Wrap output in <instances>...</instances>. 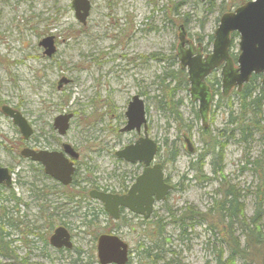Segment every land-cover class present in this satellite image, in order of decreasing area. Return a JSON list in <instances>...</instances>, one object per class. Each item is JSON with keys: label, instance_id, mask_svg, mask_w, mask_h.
Here are the masks:
<instances>
[{"label": "rangeland", "instance_id": "1", "mask_svg": "<svg viewBox=\"0 0 264 264\" xmlns=\"http://www.w3.org/2000/svg\"><path fill=\"white\" fill-rule=\"evenodd\" d=\"M89 1L91 10L86 25L82 27L74 17L71 0H0V105H19L29 119L42 114V109L47 106L43 118L38 117L41 120L36 125L41 127L62 108L60 104L69 94L66 107L77 109L82 116L76 112L77 117L66 140L81 147L84 151L81 158L87 167L96 165L99 169L97 173H110L113 166L121 171L125 166L116 163L107 153V148H99H105L103 145L111 136L115 138L109 125L114 128L120 125L126 101L132 95H138L145 104L147 134L158 144L156 160L164 161V176L174 188L163 202H156L146 226L140 220H134L119 233L130 246V263L137 264L141 258L140 251L151 242L148 237L151 230L156 233L153 224L159 217L163 219V238L167 245L164 250L153 251V254L162 257L156 264H167L169 260L171 264H216L213 248L219 244L208 232V226L213 221L192 213L204 212L217 197L215 189L220 186V178L218 182H207L203 175L196 172L197 165L194 168L190 164L197 162L198 154L205 148L200 134L201 120L193 118L197 102L189 99V90L177 92L176 97L182 100L178 109L181 122H178L164 107L159 108L158 101L153 97L161 91L159 78L166 71L178 67L177 57L173 60L170 55L176 54L180 24L184 25L186 38L193 43H201L204 53H207L212 47L209 37L213 36L222 12L233 11L248 0H241L233 8L230 7L233 2L240 0ZM48 32L55 34L58 40L57 53L51 59L40 58L41 52L35 49L37 39L40 34ZM237 42L238 37L230 42L229 54L234 58L238 55ZM150 53L161 56L160 62L147 58ZM89 56L91 61L102 58L107 62L105 65H98L97 61L90 63L87 60ZM132 57L136 59L135 68L127 66V59ZM76 64L83 68L76 70ZM111 69L115 78L106 76ZM64 75L73 78L74 84L58 91L55 82ZM215 77L220 78L219 71H214L209 81ZM167 83H170L169 79ZM215 87L221 92L220 85ZM105 97L110 108L108 112L103 103H98ZM217 97H213L208 115V127L213 131L222 128L227 121L228 110L223 105H216ZM88 112L91 114L88 115ZM0 130L13 137V128L1 113ZM185 135L194 147V154L186 152L183 143ZM133 136V132L120 133L121 144L112 145L118 149V146L131 141ZM89 145L96 147L94 152H87L84 146ZM259 145L258 136L254 135V140L247 146L240 141H229L222 149L223 170L219 176L225 177V182L234 185L245 196L246 215L252 210L251 199L244 191L251 177L247 172H240V166L245 152L254 156L259 151ZM173 153L176 156L171 163L167 159ZM208 160L207 156L202 171L205 177L210 175ZM99 208L96 205V210ZM183 213L193 216L182 222L184 227L181 228L178 217ZM80 216L73 220L75 225H78ZM173 220L178 222L173 223ZM103 229L101 226L92 229V236L89 232L85 241L73 240L74 248L84 251L79 263L73 251L62 253L59 259L51 255L53 258L49 261L41 257L31 261L42 264H87L91 261L89 264H97L91 237L100 234ZM182 231L186 232L182 234ZM237 264L240 262L237 261Z\"/></svg>", "mask_w": 264, "mask_h": 264}, {"label": "flooded vegetation", "instance_id": "2", "mask_svg": "<svg viewBox=\"0 0 264 264\" xmlns=\"http://www.w3.org/2000/svg\"><path fill=\"white\" fill-rule=\"evenodd\" d=\"M87 17L86 22L83 25L77 20L82 27L86 25L88 19ZM49 36H52L54 40V53L52 56H55L57 53L56 49L58 40H56L55 34L49 32L44 35L40 34L35 47L37 51L41 52L39 54L40 58H52V56L47 57L45 55L43 52L44 48L40 45L41 39ZM183 46L184 48L189 47L187 42L184 43ZM201 51L202 56L206 54L203 52V46ZM135 57L138 59L137 56ZM230 57L233 65H235L236 57H232L231 54ZM132 59H127V66L129 65L130 67L133 66V68H135L136 59L134 57H132ZM87 60L90 61V63H95L97 61L98 65H105L107 62L102 60V58H95L96 61H91L90 56ZM74 67L76 70L83 68L80 64H76ZM112 71V69L108 71L106 76L111 75L115 78V76L112 75ZM215 71H219L220 76V68ZM61 78H66L68 81L58 87L57 82ZM207 79H209V76L205 79V82L211 91L209 82L206 81ZM55 83L56 90L58 91L64 90L65 87H69L74 84L73 78L66 75L58 78ZM69 96V94L66 95L65 100L62 104H60L62 105V108L55 113L50 121H46L41 127H38L36 124L41 120L38 119V117L43 118V114L47 113V106H44L42 109V114L35 116L33 119H29V117L21 111V107L19 105L13 104L10 106L5 103L0 105L1 115L9 120L11 127L13 128V137L6 136L5 133L7 132L0 130V168H5L9 176L8 178L4 177L0 181V244H3L5 247H3L0 251V264H42L32 262L31 260L41 257L44 261H49V259L53 258L51 255L59 259L62 257V253L72 251L75 252L76 262L79 263L84 257V251L74 248V239L78 238V241H85L86 236H89L92 229L100 226L102 229L104 228L103 232H100V234L96 233L93 237H91V244L95 248L96 254V243L100 235H117L123 242H126L119 235V233H122V229L127 226L129 222L134 220H140L142 225L146 226V223L154 213V205L158 201L152 204V212L148 217H146V219L142 215L133 213L121 206L117 208V218H112L110 214L104 210L103 203L90 196V194L95 191H102L108 194L123 196V194L128 192L130 189L129 187L136 181L137 176H139L145 169V166L142 163H130L125 161L123 158L116 156V152L127 145L132 144L143 135L142 126L139 132L135 129L131 131L122 130V128L126 126L127 120L125 111L132 96L134 95L126 101V107L123 112L124 117L121 118L119 123L120 125L115 128L112 127V125H109V128H111L112 134L115 135V138L111 136L108 141H105L103 145L105 148H99V150L107 148V153L109 152L110 155H112L114 161L125 166L122 171L118 169L117 166H113V170L110 173H97L99 169L96 165H90V167H87L84 160L81 158V152H84L81 147L66 140L67 136L71 132V125L75 121L77 117L76 112L78 111L77 109L75 110L66 107L68 106L66 101L69 99ZM212 102L213 99L210 106ZM98 103H103L107 112L110 110L107 103V97H105L104 100L99 99ZM91 106H94V104ZM3 107H8L11 111H17L21 117L25 118L29 128L28 134L21 132L20 128H18L14 123L13 118H10L9 115L3 112ZM78 112L79 115H81L80 111ZM66 114H70L71 117L67 122L68 127L65 132L61 134L59 129L56 126L54 127L53 123L57 115ZM90 114L91 113L88 112V115ZM110 114V116L114 117V114ZM131 132H133L134 135L133 139L124 145L118 146V149H115L113 145L121 144L122 142L119 137L120 133ZM183 143L186 146L187 152V145L186 142H184V137ZM65 145H69L72 151L76 153L77 156L75 158L70 155V149H66L64 147ZM84 147L87 149L88 153L94 152L96 149V147L92 145ZM46 152H54L62 155V157H59L61 160L58 159L60 163L57 164V168L55 169L57 172L55 176L58 178L48 172L44 162L41 161L42 159L37 158L38 156L43 157L42 155ZM191 154H194L193 145ZM156 156L157 155L155 154L153 164L158 163L162 165V176L164 182L171 186V189H169L165 195L166 199L174 186L170 184L168 177L164 176L165 165L163 164V160H156ZM85 158L87 160H93L90 156ZM61 163L71 164L73 171L68 175V177L65 176L67 169ZM96 205H99L100 207L98 210H96ZM78 215H81V219L78 225H75L73 220ZM111 223H113V225ZM60 227H63L67 232L71 247L62 245L60 248H57L51 245L50 237L54 231ZM3 252L7 254V257L2 255ZM129 252L130 246L128 244V256L125 264H128L130 261ZM1 260H4V262H1Z\"/></svg>", "mask_w": 264, "mask_h": 264}, {"label": "water", "instance_id": "3", "mask_svg": "<svg viewBox=\"0 0 264 264\" xmlns=\"http://www.w3.org/2000/svg\"><path fill=\"white\" fill-rule=\"evenodd\" d=\"M71 7L74 9V16L83 25L91 9L89 0H71ZM218 26L213 31L212 48L210 52L202 56V46L197 43L196 47L192 42L186 40L183 24L178 27V43L175 56L178 59L179 67L186 70L188 80L189 98L197 101L198 115L201 125L206 128L208 123L209 106L212 101L211 91L205 79L215 70L220 68L222 95L226 96L230 90L241 89L247 83L252 74L261 75V85L264 87V0H248L230 12L222 13L218 20ZM236 32L238 35V55L236 63L233 65L229 54L230 35ZM53 37H43L40 45L47 57L54 53ZM187 42L188 48H184ZM68 79L58 80V87L66 83ZM3 112L13 118L14 123L21 132L28 134L29 128L24 117L17 111H11L8 107H3ZM126 126L123 131L135 129L140 131L143 128L142 136L127 145L118 152L116 156L123 158L127 162H139L145 166L144 171L137 176L136 181L131 185L126 194L118 196L106 192H92L91 197L103 203L104 210L112 218H117L119 206L127 210L142 215L145 219L152 212V204L156 201H163L171 186L164 182L162 176V165L154 163L158 144L149 138L147 134L145 104L141 98L134 95L125 111ZM70 114L57 115L54 120V127L62 134L65 132ZM187 145V153L191 154L192 144L188 137L184 136ZM70 149V155L76 157L69 145L64 146ZM42 159L48 172L55 176L57 172L58 159L62 157L59 153L46 152ZM36 157V156H35ZM33 157V158H35ZM61 160V159H60ZM62 162V161H61ZM67 171L65 176L73 171L71 164L61 163ZM59 174V173H58ZM4 177H9L7 170L0 168V181ZM56 177V176H55ZM58 178V177H56ZM67 179V178H66ZM69 181V180H68ZM51 245L60 248L62 245L71 247L68 234L63 227L54 231L50 237ZM96 256L98 264H125L127 260V242H123L117 235L103 234L97 239Z\"/></svg>", "mask_w": 264, "mask_h": 264}, {"label": "trees", "instance_id": "4", "mask_svg": "<svg viewBox=\"0 0 264 264\" xmlns=\"http://www.w3.org/2000/svg\"><path fill=\"white\" fill-rule=\"evenodd\" d=\"M241 2V0L237 3L233 2L230 7L233 8ZM223 10H227V8ZM235 37H237L236 32L231 34V41ZM209 38L212 41L213 36ZM198 41L200 40L198 39ZM146 57L159 62L162 59L161 56L154 53H150ZM170 57L173 60L176 58L174 55H170ZM159 79V90L161 91L153 98L158 101L159 108L164 107L176 121L181 122L178 109L182 105V100L178 99L176 94L179 90H189L185 70L178 66L175 70L166 71ZM166 79H169L170 83L165 84ZM172 81L174 84L171 85ZM206 81L211 87L212 98L215 95L218 96L216 105H223L228 110L227 121L222 128H217L215 131L210 130L208 126L206 128L200 126V134L205 148L203 147L204 150L198 154L197 162H190V164L194 168L197 165L196 172L203 175L207 182H218L220 178V186L215 189V195L218 198H213L204 212L192 211V213L207 220L211 218L213 221L208 226V232L219 244L218 247L213 248L216 264H237V261L240 264H264V87L261 85V75L252 74L241 89H232L226 96H223L222 92H218L215 87L218 88L220 85V78L215 77L212 81L209 79ZM198 117V111L195 110L193 118L198 119ZM254 135H257L259 139V151L254 156L245 152L244 162L240 166V172H247L251 177L244 191L251 199L252 210L249 215H246V204L243 199L245 196L241 195L234 185L225 182V177H220L219 174L223 170L222 149L224 145L229 141H240L247 146L254 140ZM175 156L176 153H173L167 161L170 160L172 163ZM207 156L209 157L210 175L205 177L202 171ZM192 216L183 213L178 217L181 228L184 227L182 222ZM162 220L157 217L154 222L153 228L156 233L151 230L148 237L151 242L140 251L141 258L137 264H156L159 259L161 260L162 257L153 254V251L164 250L167 245L163 238ZM178 221L173 220L172 222ZM3 247L4 245L0 244V251ZM2 255L7 257L4 252ZM89 263L91 261L87 264ZM128 264H131L130 261ZM167 264H171V261L169 260Z\"/></svg>", "mask_w": 264, "mask_h": 264}, {"label": "bare ground", "instance_id": "5", "mask_svg": "<svg viewBox=\"0 0 264 264\" xmlns=\"http://www.w3.org/2000/svg\"><path fill=\"white\" fill-rule=\"evenodd\" d=\"M165 84H167V79H166V81H165Z\"/></svg>", "mask_w": 264, "mask_h": 264}]
</instances>
